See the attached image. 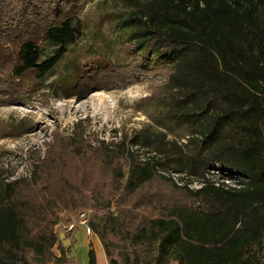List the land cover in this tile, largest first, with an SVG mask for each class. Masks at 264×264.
Instances as JSON below:
<instances>
[{
	"label": "trees",
	"instance_id": "16d2710c",
	"mask_svg": "<svg viewBox=\"0 0 264 264\" xmlns=\"http://www.w3.org/2000/svg\"><path fill=\"white\" fill-rule=\"evenodd\" d=\"M83 1L0 0V106L24 102L82 36ZM129 17L141 21L120 48L131 60L84 64L66 94L160 75L144 101H166L186 143L165 131L94 142L83 120L57 126L29 176L0 178V264H67L55 226L85 210L111 264H264V0H137Z\"/></svg>",
	"mask_w": 264,
	"mask_h": 264
},
{
	"label": "rangeland",
	"instance_id": "374dc122",
	"mask_svg": "<svg viewBox=\"0 0 264 264\" xmlns=\"http://www.w3.org/2000/svg\"><path fill=\"white\" fill-rule=\"evenodd\" d=\"M135 1L84 0L77 12L84 24L82 36L70 46L53 70L31 87L24 102L0 106V178L29 176L32 157L44 155L46 143L52 140V131L58 126L65 133L71 134L75 123L80 120L84 121L87 135L94 142L98 139L119 140L123 134L131 136L138 131H165L171 139L186 143L188 127L164 117L166 101H144L152 85L163 88L159 81L160 75L158 79L141 77L138 83L104 87L85 98L68 97L66 94L84 64L107 59L125 64L131 60L120 48L133 41L134 31L141 23L138 18L130 20L129 17L135 9ZM53 49L47 43L42 58L48 57ZM187 149L195 153L202 151L201 147L193 145ZM38 150L41 152L38 153ZM139 152L144 160L158 156V153L149 149L140 148ZM166 174H170L180 185L188 180L175 172ZM221 175L215 171L210 176L221 179ZM227 182L233 181L229 179ZM189 186L199 188L200 184L193 182ZM85 212L90 219L93 211ZM79 214L61 213L55 230L63 246L62 241L73 240V231L79 225ZM59 251L58 247L54 248V252ZM121 251L119 246L114 247L116 256L122 255ZM29 258L33 260L34 257L30 254ZM33 264L38 262L33 260Z\"/></svg>",
	"mask_w": 264,
	"mask_h": 264
},
{
	"label": "crops",
	"instance_id": "0c3cea01",
	"mask_svg": "<svg viewBox=\"0 0 264 264\" xmlns=\"http://www.w3.org/2000/svg\"><path fill=\"white\" fill-rule=\"evenodd\" d=\"M62 242L65 246L67 264H90L92 254L95 264H111L98 235L93 231H86L83 226L78 225V228L73 231L72 241L66 239ZM56 254L60 256L61 251Z\"/></svg>",
	"mask_w": 264,
	"mask_h": 264
},
{
	"label": "built area",
	"instance_id": "2783aa9c",
	"mask_svg": "<svg viewBox=\"0 0 264 264\" xmlns=\"http://www.w3.org/2000/svg\"><path fill=\"white\" fill-rule=\"evenodd\" d=\"M79 225L85 227L89 232L91 231L90 223H89V216H88L87 212H85V211L80 212V214H79Z\"/></svg>",
	"mask_w": 264,
	"mask_h": 264
},
{
	"label": "bare ground",
	"instance_id": "6f19581e",
	"mask_svg": "<svg viewBox=\"0 0 264 264\" xmlns=\"http://www.w3.org/2000/svg\"><path fill=\"white\" fill-rule=\"evenodd\" d=\"M86 229V228H85ZM86 231H88L87 229H86ZM92 231V230H91Z\"/></svg>",
	"mask_w": 264,
	"mask_h": 264
}]
</instances>
